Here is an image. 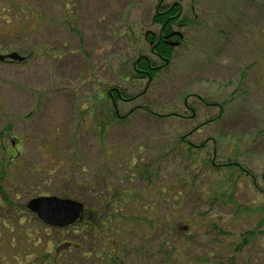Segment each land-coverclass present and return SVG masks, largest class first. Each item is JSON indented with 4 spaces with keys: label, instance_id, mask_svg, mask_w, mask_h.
<instances>
[{
    "label": "rangeland",
    "instance_id": "obj_1",
    "mask_svg": "<svg viewBox=\"0 0 264 264\" xmlns=\"http://www.w3.org/2000/svg\"><path fill=\"white\" fill-rule=\"evenodd\" d=\"M158 1L0 0V54L29 57L0 61V157L3 146V161L13 156L0 188L20 213L37 196L74 199L94 210L103 194L133 190L121 198L134 219L125 224L118 218L122 224L111 225L109 233L127 244L118 250L123 264H220L230 256L234 264H264V195L249 177L228 180L200 159L189 163L176 144L189 131L193 144L213 138L221 154L216 163L235 157L264 188V0H163L184 12L195 4L197 25L178 30L184 42L151 82L126 78L139 55L151 54L144 33L159 27L150 21ZM111 86L129 96L143 93L118 101V115L125 117L108 123ZM235 95L221 120L193 129L218 112L199 98L220 102ZM184 103L196 108L195 117H183L190 115ZM170 113L180 119L161 116ZM145 164L152 175L147 180L136 170ZM4 211L0 263L15 264L7 258L12 249L5 248L10 232L1 225ZM18 219L17 229L36 228L22 214ZM80 227L66 228L64 236L43 229L46 249L62 240L80 242L82 235L70 232ZM172 229L188 232L190 240ZM251 229L259 230L256 237L236 251L241 234ZM101 244L96 241L93 250ZM170 249L173 262L165 254Z\"/></svg>",
    "mask_w": 264,
    "mask_h": 264
},
{
    "label": "trees",
    "instance_id": "obj_2",
    "mask_svg": "<svg viewBox=\"0 0 264 264\" xmlns=\"http://www.w3.org/2000/svg\"><path fill=\"white\" fill-rule=\"evenodd\" d=\"M172 6V7H170ZM195 4H192L190 8L187 10V12L180 11L179 10V4L174 3L173 5L168 4L165 7V10L152 15L151 17V23L154 25H159L160 28L163 27V32L169 34L173 28L177 27L178 29L181 30H186L190 29L193 27H196L197 25V14L193 11L195 8ZM181 9V8H180ZM158 33V32H156ZM151 33L147 34V39L151 40L153 39L151 36ZM180 40V46L184 42V37L183 39L175 38ZM157 53H158V58H153L151 59V63L149 64L146 59H139L137 62H133L131 64L132 69L131 72L124 74L126 78L133 77L134 79H142L145 78L148 81H152L153 78L156 76V74L163 68L165 67L168 63L171 62L173 54L175 52V49L170 46L169 44L160 41L156 47H155ZM29 57H25V60H27ZM168 61L167 64H163L160 67L153 68L157 66L159 61L163 63L164 60ZM5 61H10V60H5ZM11 62V61H10ZM161 63V64H162ZM134 64V66H133ZM110 88L114 89L112 90V94L107 93V97L109 98L110 102L109 103L106 99V103L109 107L108 113H106V118L105 120L110 122H115L118 120L123 119L124 116H118L116 112L114 111V107L116 106V103L118 101H133L136 99V94L134 96H129L126 94V92L123 89H120L116 86H111ZM119 92H117V90ZM102 93V92H101ZM189 96V94H187ZM186 95V96H187ZM124 96H127L128 99H123ZM103 98V95L101 96V99L98 100L97 102L99 105H101V100ZM186 99V98H185ZM202 103L205 106L208 107H217L218 112L214 116H210L204 121L201 120L199 124L194 127L196 132L200 131V127L202 125L210 124V123H215L218 122L219 119L221 120V116L225 113L227 108L230 105H233L235 101H237V96H230L227 98H224L222 101L217 102L205 98H199L198 102ZM185 102V100H184ZM110 104V105H109ZM115 105V106H114ZM186 108L190 111V115H186L183 117H191L196 115V108L189 106L188 104L184 103ZM139 105L134 107V109H130L127 114H131L133 111L138 110ZM147 109V108H146ZM162 118L166 119H171L172 116L178 117L179 115L177 114H163L161 115ZM102 117V116H101ZM182 117V116H180ZM103 119V118H102ZM125 119V118H124ZM180 119V118H179ZM107 122L101 123V127L104 128L105 124ZM101 128V129H102ZM190 132V131H189ZM189 132H186L183 135H180L179 138L176 140V144L178 147L182 148L184 152L186 153V159H188L190 162L189 163H194L198 161L199 159L201 160V166L203 167H209L212 173L215 175H219L220 172L223 173L224 177L227 178L228 180H233L235 181L239 177H249L250 181L252 182V185L254 186L255 190L257 192H260L262 195H264V188H260L258 186V182L255 179V174L251 172V169L245 164L238 162V160L233 157L227 155V158L225 160H221L219 163H216L214 160L216 157L221 158V154L216 153V142H214L213 138H206L202 140L199 144H193L187 140V136ZM213 139V140H212ZM209 140L213 141V147L210 149L205 150L207 147V143ZM11 147V146H10ZM8 147L3 146L2 147V152L3 155L7 154ZM219 154V155H218ZM0 157V180L2 177L6 174V168L9 166L10 163L13 162V157L9 156L6 163L3 161L4 156ZM137 173L139 174L140 178H143L145 180L150 179L152 175H150L146 170H148V166L140 165L136 166ZM260 181L262 182L264 186V171L261 173ZM91 191V190H89ZM107 192V191H106ZM111 193L105 196L103 194L102 198H105L104 201L101 202V207L97 209H89L84 207V210L82 212L80 220L72 224L70 227L71 229L72 226L75 224L81 225L79 228L78 232L75 231H70L71 233L74 234V236L82 235L81 241L80 242H73L69 240H62L58 243H53V246L51 249L47 250V237L45 236V233H42V230H48L50 226L45 225L41 221H39L35 215L28 211L26 208L25 212H19V210H16L15 208H11L9 205H12L11 202L9 201L10 195L7 191L2 190L0 188V198L4 200V204H7L8 206L6 208L3 207V205H0V210L4 211L5 217L8 219L2 220L1 225L3 228L7 229L10 233L8 234V242L5 245V248L9 250V247L12 249L11 253L7 256L8 259H12L15 261V264H86L87 259H92L96 263L95 264H123V258L120 256L118 250L121 252L123 251L124 248H126L127 244L124 239H121L119 235L113 236L111 239L110 236V230L112 228L111 225L118 226L122 224L124 219V223H128L131 219L134 218H128L127 215V209H129V206L126 205V200L125 198H121L122 196L125 197H130L133 194V190L130 192H118L116 193L114 190L110 191ZM178 196H181V193H178ZM123 202V203H122ZM4 208V210H3ZM136 208V207H134ZM259 210H264V207L262 206L259 208ZM16 214V215H15ZM20 214L24 215L26 217L27 222H32L36 226V228L33 227V225H30V227H27L29 225H25L24 229L21 228L20 230L17 229L14 223L21 225L20 220L18 217ZM127 217V218H126ZM137 217V216H136ZM121 218V222H119L117 219ZM138 218V217H137ZM7 220V221H5ZM40 227V230L39 228ZM52 228L54 233H58L60 236L66 235L68 232H65V229L68 228ZM215 228V226H214ZM14 229H17V235L14 237L13 231ZM23 229V230H22ZM217 232L219 234H224L221 230L218 228ZM22 231V233H21ZM172 231L178 232L179 236L184 235L186 240H190L189 238L191 236L187 235L188 232L181 233L178 230L172 229ZM259 230L256 229H251L249 231L243 232L241 234V240L237 244L236 251L241 250L243 247H245L249 240L252 238H255ZM261 231V230H260ZM264 232V230H263ZM181 233V234H180ZM2 240L3 238L0 237ZM101 240L102 244L100 248L94 249L93 250V245L96 243V241ZM4 240H2L3 242ZM115 244L118 248L114 249L111 244ZM43 244L44 247H40V245ZM129 244L130 241H129ZM141 245V244H140ZM121 246V249H120ZM241 248V249H240ZM142 246L139 247L138 250H142ZM144 251V250H143ZM174 250L170 249L169 251L167 250L165 254H169L171 256V261H175L176 258L173 255ZM2 262L4 261V257L1 256ZM138 259V256H137ZM216 261H212L211 263L216 264ZM226 263H221L220 264H234V258L232 256L228 257ZM209 262V261H208ZM165 264H170L166 259L164 261ZM161 262V264H164ZM2 264V263H0ZM143 264V263H139Z\"/></svg>",
    "mask_w": 264,
    "mask_h": 264
},
{
    "label": "water",
    "instance_id": "obj_3",
    "mask_svg": "<svg viewBox=\"0 0 264 264\" xmlns=\"http://www.w3.org/2000/svg\"><path fill=\"white\" fill-rule=\"evenodd\" d=\"M176 44L177 43H171V45ZM5 59L22 61L23 57L16 52L0 54V61ZM165 62H167V60H165ZM26 206L44 224L58 228L69 226L78 221L84 209L82 202L55 196L33 197L26 203Z\"/></svg>",
    "mask_w": 264,
    "mask_h": 264
},
{
    "label": "flooded vegetation",
    "instance_id": "obj_4",
    "mask_svg": "<svg viewBox=\"0 0 264 264\" xmlns=\"http://www.w3.org/2000/svg\"><path fill=\"white\" fill-rule=\"evenodd\" d=\"M163 2V0H159L158 1V4L156 5V8H155V11L157 12V13H160V12H162V11H164L165 10V7L168 5V4H170V5H173V3H168V4H164V5H162L161 3ZM170 7H172V6H170ZM179 10L181 11V9H180V7H179ZM163 27L162 28H160V26L158 27V29L156 30V32H158V33H156V32H154V31H146L145 33H144V38H145V40H147L148 41V43L150 44V51H151V57H149V56H145V55H139L137 58H136V60L134 61V62H137L139 59H141V58H143V59H146L147 60V62L150 64L151 63V59H152V57L153 58H158V53H157V51H156V49H155V47H156V45L160 42V41H163V42H165V43H167L168 44V42L170 41V42H177L176 40L177 39H175V38H180L181 36H180V34H179V29L177 28V27H175V28H173L172 29V31L169 33V34H167V33H164L163 32ZM148 33H151V37L153 38V39H151V40H148L147 39V34ZM170 34H172V35H170ZM180 39H182V38H180ZM180 45V44H179ZM162 63V61L160 62L159 61V63L157 64V66H155V67H153V68H158V67H160V66H162L163 65V63ZM108 93L109 94H112V91L111 90H108ZM139 94V93H138ZM123 99H128V97L127 96H124V98ZM114 111L116 112V114H118V110H117V108H115L114 107ZM119 116V115H118ZM15 140H13L12 142L13 143H15L14 142ZM13 157V156H12Z\"/></svg>",
    "mask_w": 264,
    "mask_h": 264
}]
</instances>
